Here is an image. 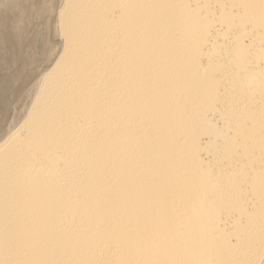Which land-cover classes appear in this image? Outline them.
<instances>
[{"label": "bare ground", "instance_id": "1", "mask_svg": "<svg viewBox=\"0 0 264 264\" xmlns=\"http://www.w3.org/2000/svg\"><path fill=\"white\" fill-rule=\"evenodd\" d=\"M0 143V264H264V0H63Z\"/></svg>", "mask_w": 264, "mask_h": 264}, {"label": "rangeland", "instance_id": "2", "mask_svg": "<svg viewBox=\"0 0 264 264\" xmlns=\"http://www.w3.org/2000/svg\"><path fill=\"white\" fill-rule=\"evenodd\" d=\"M63 0H0V143L24 119L34 89L62 43Z\"/></svg>", "mask_w": 264, "mask_h": 264}]
</instances>
